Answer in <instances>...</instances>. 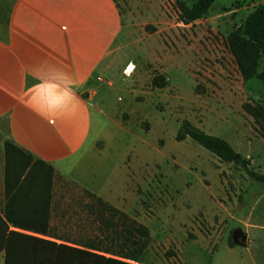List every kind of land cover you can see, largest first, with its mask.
Segmentation results:
<instances>
[{
	"label": "rangeland",
	"instance_id": "374dc122",
	"mask_svg": "<svg viewBox=\"0 0 264 264\" xmlns=\"http://www.w3.org/2000/svg\"><path fill=\"white\" fill-rule=\"evenodd\" d=\"M116 1L123 22L119 70L95 78L90 101L92 137L103 153L100 161L92 160L93 189L146 223L154 236L144 259L174 256L163 236L180 227L181 219L195 217L202 221L194 239L175 234L182 255L196 264H236L238 249L224 243L236 226L227 213L241 217L260 184L239 164L221 162L190 138L174 135L186 120L223 138L249 159L250 169L264 175V137L242 109L243 103L264 106V85L241 79L226 45L227 33L264 0H214L205 15L188 24L178 18L177 0ZM10 2L0 0V19ZM153 78H161L163 86L153 85ZM87 192L57 177L52 225L60 236L93 237L94 223L83 209L90 201ZM182 230L193 235L186 224ZM209 230L224 236L208 237Z\"/></svg>",
	"mask_w": 264,
	"mask_h": 264
},
{
	"label": "crops",
	"instance_id": "0c3cea01",
	"mask_svg": "<svg viewBox=\"0 0 264 264\" xmlns=\"http://www.w3.org/2000/svg\"><path fill=\"white\" fill-rule=\"evenodd\" d=\"M122 31L116 0H11L0 19V264L5 263V248L18 250L23 246L21 235L59 242L56 237L24 225L26 218L34 221L41 214L40 207L35 206V188L27 196L24 184L16 190L22 177L15 183L8 175L5 193V141L52 167V193L60 176L83 185L103 199L93 189L97 170L92 160L100 161L103 153L94 145L90 101L96 93L95 78L98 75L105 78L113 70H119ZM61 73L72 78L74 96L65 95L66 85ZM244 159L249 167V159ZM256 182L260 187L245 213L238 218L227 213L236 226L228 232L233 244H226L227 236L224 243L228 249H238L234 250L239 256L236 264H264V182ZM29 195H32L33 208L26 206V201L31 199ZM37 196L39 202V193ZM104 201L113 204L111 200ZM52 213L53 195L50 210L53 228ZM194 218L193 222L189 218L181 219L180 227L170 229L163 236L175 250L174 256L144 259L146 247L139 262L196 264L190 256L182 255V242L174 240L176 233H180L182 239L195 238L196 227H201L202 219ZM185 224L187 231L193 233L191 237L182 230ZM214 232L209 230L206 234L224 236ZM149 233L152 238L150 230ZM63 243L80 247L71 242ZM94 252L135 264V261L106 252Z\"/></svg>",
	"mask_w": 264,
	"mask_h": 264
},
{
	"label": "trees",
	"instance_id": "16d2710c",
	"mask_svg": "<svg viewBox=\"0 0 264 264\" xmlns=\"http://www.w3.org/2000/svg\"><path fill=\"white\" fill-rule=\"evenodd\" d=\"M214 0H193L189 5L177 0L178 18L181 23H191L206 14ZM226 45L232 56L235 67L243 81L251 78L259 80L264 85V69L258 70L259 59L264 55V2L250 11L244 20L226 35ZM153 85L163 86L161 78H153ZM242 109L258 126L261 136L264 137V106L259 103H243ZM190 138L221 162L239 164L246 175L256 181L264 182V175L254 172L248 167L247 161L236 153L223 138L205 133L183 120L176 129L175 140ZM4 150V179L5 193H7L8 177L19 180L16 188L25 187V194H32L36 189L35 206L40 207V217L26 218V228L33 229L41 234L56 237L59 242L49 239L21 235L24 243L18 250L5 248L4 264H130L104 257L94 251H102L123 257L135 264L139 262L142 253L150 241L148 228L129 217L126 213L104 201L99 196L87 192L89 202L83 205L86 218L94 223L93 237L85 240H73L67 236H60L50 226V210L52 200L53 169L40 159L21 150L12 143L5 141ZM9 175V176H8ZM14 176V177H13ZM39 186V192L38 191ZM16 192V191H15ZM39 193V202L37 201ZM26 201L28 208H33L32 195ZM12 223H15L11 218ZM71 242L72 246L63 242ZM226 244H233L231 232L227 235ZM85 247V248H84Z\"/></svg>",
	"mask_w": 264,
	"mask_h": 264
},
{
	"label": "clouds",
	"instance_id": "9594fccd",
	"mask_svg": "<svg viewBox=\"0 0 264 264\" xmlns=\"http://www.w3.org/2000/svg\"><path fill=\"white\" fill-rule=\"evenodd\" d=\"M131 67V65L129 66V68ZM64 76V80H65V95H73L74 93L72 92V87H73V81L72 78L67 74V73H61ZM59 95V93H58Z\"/></svg>",
	"mask_w": 264,
	"mask_h": 264
},
{
	"label": "built area",
	"instance_id": "2783aa9c",
	"mask_svg": "<svg viewBox=\"0 0 264 264\" xmlns=\"http://www.w3.org/2000/svg\"><path fill=\"white\" fill-rule=\"evenodd\" d=\"M96 80H101V78L100 77H96Z\"/></svg>",
	"mask_w": 264,
	"mask_h": 264
},
{
	"label": "snow or ice",
	"instance_id": "6c2138e0",
	"mask_svg": "<svg viewBox=\"0 0 264 264\" xmlns=\"http://www.w3.org/2000/svg\"><path fill=\"white\" fill-rule=\"evenodd\" d=\"M131 70H132V68L130 67V68H129V71H131Z\"/></svg>",
	"mask_w": 264,
	"mask_h": 264
}]
</instances>
